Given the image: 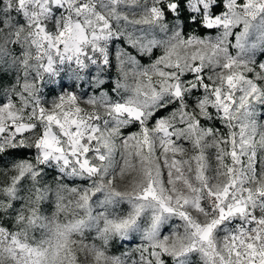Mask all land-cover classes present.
<instances>
[{
	"label": "snow or ice",
	"instance_id": "6c2138e0",
	"mask_svg": "<svg viewBox=\"0 0 264 264\" xmlns=\"http://www.w3.org/2000/svg\"><path fill=\"white\" fill-rule=\"evenodd\" d=\"M81 255L264 264V0H0V264Z\"/></svg>",
	"mask_w": 264,
	"mask_h": 264
},
{
	"label": "rangeland",
	"instance_id": "374dc122",
	"mask_svg": "<svg viewBox=\"0 0 264 264\" xmlns=\"http://www.w3.org/2000/svg\"><path fill=\"white\" fill-rule=\"evenodd\" d=\"M89 110H90V106H89ZM193 215H195V213H193ZM117 255H119V253H117ZM80 260H81V264H91V257L85 259V257L81 255Z\"/></svg>",
	"mask_w": 264,
	"mask_h": 264
},
{
	"label": "trees",
	"instance_id": "16d2710c",
	"mask_svg": "<svg viewBox=\"0 0 264 264\" xmlns=\"http://www.w3.org/2000/svg\"><path fill=\"white\" fill-rule=\"evenodd\" d=\"M114 253L117 254V253H119V252L114 250Z\"/></svg>",
	"mask_w": 264,
	"mask_h": 264
}]
</instances>
